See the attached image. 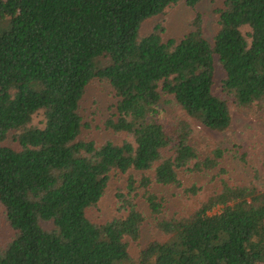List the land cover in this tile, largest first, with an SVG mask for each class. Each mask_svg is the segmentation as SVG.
<instances>
[{"label": "trees", "instance_id": "16d2710c", "mask_svg": "<svg viewBox=\"0 0 264 264\" xmlns=\"http://www.w3.org/2000/svg\"><path fill=\"white\" fill-rule=\"evenodd\" d=\"M200 1L0 0V205L14 231L0 264H264V189L254 185L223 183L193 213L158 221L167 239L137 258L126 241L141 239L140 201L163 214L154 186L196 196L201 189L185 187L182 173L210 172L224 158L193 144L189 122L162 120L164 97L227 131L230 106L214 92L218 62L237 107H264V0H225L213 43L199 14L180 42H165L162 26L141 36L147 20ZM95 80L115 93L106 128L125 135L120 144L80 139L79 106ZM116 174L128 176L116 196L126 215L95 224L87 210Z\"/></svg>", "mask_w": 264, "mask_h": 264}, {"label": "rangeland", "instance_id": "374dc122", "mask_svg": "<svg viewBox=\"0 0 264 264\" xmlns=\"http://www.w3.org/2000/svg\"><path fill=\"white\" fill-rule=\"evenodd\" d=\"M224 1L201 0L196 8L181 2L168 8L163 14L144 22L141 26V36L145 37L155 27L162 26L165 42L171 39L180 42L193 30V20L199 14L203 21L204 36L213 43L219 31L218 10L223 6ZM224 77L225 72L216 62L214 92L220 98L228 100L232 116V124L225 132L209 130L198 121L189 118L172 96L164 97L161 105L162 120L168 124L183 120L189 122L195 130L193 144L205 155L220 149L223 151L224 158L219 167L210 172L192 175L182 173L185 187L197 186L201 189L196 196L188 195L183 189L176 187H153V191L160 198L165 199L166 206L163 214L154 216L145 202L140 201V209L146 216V222L138 242L126 240L132 257L137 258L139 252L151 242L167 239L157 228L158 221L193 213L201 203L221 191L223 183L230 186L254 185L264 189V107L252 109L237 107L233 99L228 98L222 91L221 81ZM116 104L117 99L112 87L107 83L93 81L87 87L79 106V114L84 125L80 139L94 141L98 145L109 140L117 144L122 143L125 135L115 134L106 128L107 121L115 112ZM39 120L40 117H36L34 124H38ZM7 144L13 145V141L10 139ZM130 174L139 175L132 171ZM127 178V175L122 174L112 176L104 197L97 206L87 210L89 220L95 224H104L126 215L118 211L116 196L124 190ZM43 225L47 229L51 228V225ZM13 237L14 231L7 223L4 210L0 205V247L3 249L7 247Z\"/></svg>", "mask_w": 264, "mask_h": 264}]
</instances>
